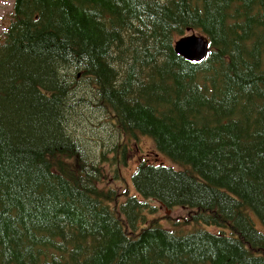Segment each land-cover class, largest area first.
Returning a JSON list of instances; mask_svg holds the SVG:
<instances>
[{
	"label": "trees",
	"instance_id": "1",
	"mask_svg": "<svg viewBox=\"0 0 264 264\" xmlns=\"http://www.w3.org/2000/svg\"><path fill=\"white\" fill-rule=\"evenodd\" d=\"M191 33L200 64L175 52ZM117 135L156 146L135 193L103 186ZM0 264H264V0H14Z\"/></svg>",
	"mask_w": 264,
	"mask_h": 264
},
{
	"label": "rangeland",
	"instance_id": "2",
	"mask_svg": "<svg viewBox=\"0 0 264 264\" xmlns=\"http://www.w3.org/2000/svg\"><path fill=\"white\" fill-rule=\"evenodd\" d=\"M13 4L14 0H0V43L4 41L5 31L9 27L12 15H13ZM109 119L107 120V122ZM98 123V122H97ZM92 125L87 120H84L82 124L86 127L97 126ZM107 134V133H105ZM109 134H107L108 136ZM100 136V135H93ZM114 143H118V148H115L116 151H111L109 155L112 157L113 161H108L106 163L105 171L107 172L106 184L103 186L105 188L113 187L123 192L125 188L128 189L129 193H135L132 176L137 168L139 160L143 159L146 155H153L156 152V146L152 139L145 136H138L137 138L127 135H117L112 136ZM126 146V147H125ZM125 147V152L123 155V149ZM162 160L167 165L174 166L171 161L167 158L162 157ZM150 203L158 205L156 202L151 201ZM189 211L187 209L177 207L174 210H166L163 207H158L157 211L150 215V217H158L160 221L166 226H169L171 221H183L182 218L187 217ZM256 222V219H255ZM186 228H190L187 226Z\"/></svg>",
	"mask_w": 264,
	"mask_h": 264
},
{
	"label": "water",
	"instance_id": "3",
	"mask_svg": "<svg viewBox=\"0 0 264 264\" xmlns=\"http://www.w3.org/2000/svg\"><path fill=\"white\" fill-rule=\"evenodd\" d=\"M175 52L188 62L202 63L209 54L208 40L197 33L184 36L175 41Z\"/></svg>",
	"mask_w": 264,
	"mask_h": 264
},
{
	"label": "crops",
	"instance_id": "4",
	"mask_svg": "<svg viewBox=\"0 0 264 264\" xmlns=\"http://www.w3.org/2000/svg\"><path fill=\"white\" fill-rule=\"evenodd\" d=\"M192 34V33H191ZM198 34V33H197ZM190 35V34H189ZM200 35V34H199ZM210 46V45H209ZM174 47H175V43H174ZM207 58V57H206Z\"/></svg>",
	"mask_w": 264,
	"mask_h": 264
}]
</instances>
